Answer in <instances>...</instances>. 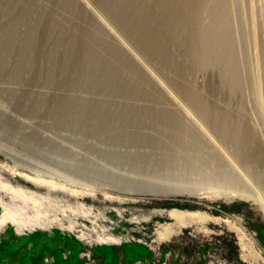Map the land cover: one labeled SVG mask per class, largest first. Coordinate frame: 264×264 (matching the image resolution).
Listing matches in <instances>:
<instances>
[{
	"label": "rangeland",
	"instance_id": "1",
	"mask_svg": "<svg viewBox=\"0 0 264 264\" xmlns=\"http://www.w3.org/2000/svg\"><path fill=\"white\" fill-rule=\"evenodd\" d=\"M0 50V264H264V0H0Z\"/></svg>",
	"mask_w": 264,
	"mask_h": 264
},
{
	"label": "bare ground",
	"instance_id": "2",
	"mask_svg": "<svg viewBox=\"0 0 264 264\" xmlns=\"http://www.w3.org/2000/svg\"><path fill=\"white\" fill-rule=\"evenodd\" d=\"M194 1V0H193ZM1 51V50H0ZM4 50H2V52H3ZM5 51H7V50H5ZM9 51H7V53H8ZM11 52V51H10ZM1 54V53H0ZM5 54V53H4ZM5 58V57H4ZM2 64V63H1ZM1 67H3V66H1ZM5 221V220H4Z\"/></svg>",
	"mask_w": 264,
	"mask_h": 264
}]
</instances>
